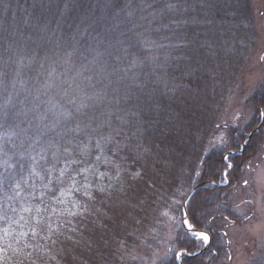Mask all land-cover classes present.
<instances>
[{
    "label": "trees",
    "instance_id": "16d2710c",
    "mask_svg": "<svg viewBox=\"0 0 264 264\" xmlns=\"http://www.w3.org/2000/svg\"><path fill=\"white\" fill-rule=\"evenodd\" d=\"M252 16L251 0H0V264H179L204 248L182 226L202 183L187 212L211 243L181 263L228 264L255 127L216 107Z\"/></svg>",
    "mask_w": 264,
    "mask_h": 264
},
{
    "label": "rangeland",
    "instance_id": "374dc122",
    "mask_svg": "<svg viewBox=\"0 0 264 264\" xmlns=\"http://www.w3.org/2000/svg\"><path fill=\"white\" fill-rule=\"evenodd\" d=\"M251 8L255 43L249 56L246 55L248 58L244 63H222L227 72L225 75H232L235 79L233 84L231 82L232 86L227 84V94L222 96V102L216 107L221 114L218 121L221 126L230 125L242 129L249 123L254 125L249 127V130L255 127L253 132L247 133V145L245 143L243 150L241 148L242 152L240 150L245 154L254 146L255 159L250 169L244 171L243 177L247 184L240 188L233 198L235 213L241 216L242 220L227 229L230 249L228 264H249L255 258L259 245L264 243V109H256L255 102L259 96H256L257 93H264V0H251ZM220 135V140L225 141L227 135ZM250 145L252 148H249ZM194 202L195 200L190 201L189 204L194 205ZM182 216L184 218L183 213ZM193 236L200 242L199 248H205L207 240L201 239L197 234ZM205 251L191 256L197 257Z\"/></svg>",
    "mask_w": 264,
    "mask_h": 264
},
{
    "label": "water",
    "instance_id": "95a60500",
    "mask_svg": "<svg viewBox=\"0 0 264 264\" xmlns=\"http://www.w3.org/2000/svg\"><path fill=\"white\" fill-rule=\"evenodd\" d=\"M203 185H207V183H202L198 186H196L193 190L190 191V193L188 194L184 204H183V215H184V221H183V226L185 227V229L188 230L189 233H195V234H198V233H205L203 231H200V230H197V229H194V228H190L188 225H189V218H188V215H187V204L188 202L190 201V199L194 196V194L197 192V190L202 187ZM207 234V233H206ZM209 239L207 240V244H206V247L204 248L203 251H205L207 249V247L209 246V243H210V236L209 234H207ZM184 257H190V255H185ZM181 258H179V264H181Z\"/></svg>",
    "mask_w": 264,
    "mask_h": 264
},
{
    "label": "snow or ice",
    "instance_id": "6c2138e0",
    "mask_svg": "<svg viewBox=\"0 0 264 264\" xmlns=\"http://www.w3.org/2000/svg\"><path fill=\"white\" fill-rule=\"evenodd\" d=\"M197 235L203 240H208L209 239V237H208V235L206 233H198Z\"/></svg>",
    "mask_w": 264,
    "mask_h": 264
}]
</instances>
